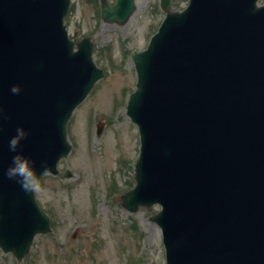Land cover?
Returning a JSON list of instances; mask_svg holds the SVG:
<instances>
[{
  "label": "water",
  "instance_id": "water-1",
  "mask_svg": "<svg viewBox=\"0 0 264 264\" xmlns=\"http://www.w3.org/2000/svg\"><path fill=\"white\" fill-rule=\"evenodd\" d=\"M189 0L166 13L145 50L132 52L135 90L126 114L137 126L129 212L157 204L166 264H264V4ZM69 0H0V248L21 259L48 219L5 175L18 126L38 174H56L70 146L65 125L102 76L89 39L69 41ZM133 0L106 3L123 24ZM20 85L18 94L11 92ZM99 133V132H98ZM39 176V177H40Z\"/></svg>",
  "mask_w": 264,
  "mask_h": 264
},
{
  "label": "rangeland",
  "instance_id": "rangeland-1",
  "mask_svg": "<svg viewBox=\"0 0 264 264\" xmlns=\"http://www.w3.org/2000/svg\"><path fill=\"white\" fill-rule=\"evenodd\" d=\"M171 1L175 9L187 3ZM163 17L159 0H135L124 25L105 24L99 0H71L64 18L69 36L91 38L92 58L103 76L67 123L71 151L59 163V175L41 178L34 191L51 232L37 235L19 262L0 251V264H165L160 231L150 221L157 207L130 214L118 203L133 184L138 153L136 128L125 115L136 81L129 54L145 48ZM66 170L71 177L62 179Z\"/></svg>",
  "mask_w": 264,
  "mask_h": 264
},
{
  "label": "clouds",
  "instance_id": "clouds-1",
  "mask_svg": "<svg viewBox=\"0 0 264 264\" xmlns=\"http://www.w3.org/2000/svg\"><path fill=\"white\" fill-rule=\"evenodd\" d=\"M10 90L12 93L18 94L21 91V86L13 85ZM3 112L4 109L0 106V113ZM3 119L4 117L0 116V121ZM2 126V123H0V127ZM27 136V130L23 126H18L15 134L10 137L8 146L14 155L12 156L11 163L5 170V175L9 179L15 180L26 193H32L41 188L39 180L40 174L36 171L35 161L22 151H18L21 141Z\"/></svg>",
  "mask_w": 264,
  "mask_h": 264
}]
</instances>
